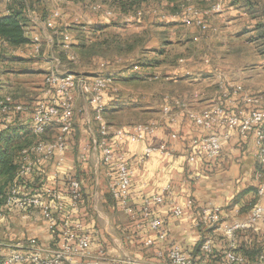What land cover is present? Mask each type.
Wrapping results in <instances>:
<instances>
[{
  "label": "crops",
  "instance_id": "crops-1",
  "mask_svg": "<svg viewBox=\"0 0 264 264\" xmlns=\"http://www.w3.org/2000/svg\"><path fill=\"white\" fill-rule=\"evenodd\" d=\"M51 1L53 3L55 0ZM9 4L10 0H4L0 15L9 12ZM27 4L30 5L28 1ZM224 4L227 8L217 16L218 21L223 17V21L231 23L248 16L244 10L231 5V0H225ZM27 8L30 17L32 11L29 6ZM42 20L37 25L41 28L40 34H34L40 38L39 50L35 49V36L20 46H12L0 36V96H11L14 107L21 105L22 108L15 111V120L25 123L31 122L37 104L50 97L46 78L36 92L25 90V93L16 96L21 86L17 85L19 90H14L15 83L10 82L8 79L11 78L7 76L32 69L44 70L47 75L49 70L57 67V59L61 62L60 67L65 69L60 50H67L71 57L78 59V53L72 46L76 42L72 28L74 24L55 22L49 29ZM166 23L170 25V22ZM76 24L87 22L77 21ZM144 55L149 59L155 56L142 54L141 58ZM120 59H124V63L133 60L131 55L116 60ZM217 59H221V56L209 53L202 58L201 70H185V64L192 60V55H181L175 67L164 76L159 71H150L159 69L161 65L141 68L139 74L130 76L131 64L118 68L117 61L113 63L103 59L101 65L104 68L98 72L78 73L65 69L78 75L91 77L104 74L113 79L111 88L115 94L109 92L105 95V118L111 129L107 142L115 154L125 156L130 166L132 175L127 206L132 212H128L113 196L110 182L115 168L105 161L100 145L103 135L93 107L87 97L78 92L75 135L68 136L62 154H55L49 160H39L38 174L32 176L29 185V190L33 192L39 189L47 199L45 191L48 187L58 188L67 194L64 180L67 175L80 179L85 188V200L74 205L72 197L65 195V207L55 210L56 233L58 235L66 227L75 228L76 224L81 223L82 229L95 236V240L89 255L66 258L63 264H74L81 259H96L102 264H173L166 256L171 244H178L188 250L194 258V264H225L202 259L198 245L206 237L216 235H219L215 240L220 245L225 233L222 226L210 230L207 226L196 224L197 211L204 206L220 207L226 225L247 219L256 205L264 208V197L258 195V185L264 180V172L262 178H258L261 170L257 159L256 136L251 134L247 138L241 137L227 125L223 116L218 117L211 128L199 126L190 113H199L216 105L225 108L227 113L263 107L264 87L252 84L249 73L255 70H214L213 62ZM29 62L40 63L45 67H17ZM152 78H159L163 84L161 89L148 92L144 83ZM197 82L198 85H195ZM238 86H242V90H238ZM254 94H259L258 104L254 102L258 97ZM166 106L171 107L170 116L165 113ZM138 122H156L157 127L141 141L120 139L115 135L117 128L134 126ZM209 134L220 136V155L206 160L199 155L191 160V141ZM41 137L53 140L56 134L50 136L45 132ZM148 147H154V150L146 155ZM158 195L164 196L162 202L155 200ZM190 200H193V206H189ZM177 206L183 208L182 214L175 213ZM154 217L162 221V228L167 234L163 240L150 226ZM251 225L264 240V221ZM150 238L153 243L148 244ZM38 246L45 252L57 248L54 234L49 230L48 221L39 208L26 213L11 211L0 217V254L13 249L26 252Z\"/></svg>",
  "mask_w": 264,
  "mask_h": 264
},
{
  "label": "built area",
  "instance_id": "built-area-1",
  "mask_svg": "<svg viewBox=\"0 0 264 264\" xmlns=\"http://www.w3.org/2000/svg\"><path fill=\"white\" fill-rule=\"evenodd\" d=\"M57 3L65 0H55ZM196 0H187L182 7V11L178 15L169 14L167 18L174 20L179 16L185 24L196 22L202 32L217 31L203 18L198 17ZM224 10V0H215L211 2L205 13L216 14ZM60 10L54 9L45 21V25L53 27L55 20L60 17ZM107 16L115 15L112 10L105 12ZM136 16L141 18L144 15V9L139 8ZM35 49L41 47L39 36L34 38ZM68 46V45H65ZM74 59V56H72ZM60 60L57 59V67L49 70L46 75L47 94H50L47 100H42L33 110L30 127L32 132L39 138L30 146L23 148L20 152V163L16 174V180L6 186L4 192L0 193V217L18 211L26 213L31 209L39 208L42 215L48 221L49 230L54 234L57 248L45 252L39 246L30 251L10 250L6 254H0V264H63L66 258L72 256H82L90 254L91 234L82 229L81 223L76 227H66L63 231L56 233L57 221L54 216L55 210H61L65 207V195L72 197L74 205L76 200L81 196V183L78 179L71 175H67L69 180L70 192H62L58 188L48 187L43 193H33L29 190L26 181L31 180L35 171L38 169L39 160H49L55 154H62L67 145V138L73 131L74 113L76 104V94L82 93L87 97L95 112V119L99 122L100 133L103 139L100 142L105 156V161L111 163L115 168V174L111 179L110 188L115 199L123 204L128 212L132 209L127 206V199L130 196L131 187V169L123 154H115L108 145L107 138L111 132L110 126L104 116L106 103L104 100V92L112 85V77L104 74L95 76L78 75L71 71L60 67ZM242 90V86L237 87ZM257 104L259 101L254 100ZM14 101L11 96H0V131L8 129L15 122V111H19L22 107L17 105L14 107ZM260 105V104H259ZM165 113L170 116L171 107H165ZM191 118L199 126L211 128L214 126L217 118L223 116L227 125L235 129L241 137L247 138L254 134L257 142V159L259 164L264 168V106H257L251 109H239L235 112L227 113L225 108L220 105L212 106L201 110L199 113H190ZM55 125L58 127V133L53 140H45L41 136L46 132L47 128ZM157 127L156 122H141L130 127H121L115 130V135L120 139L128 138L133 141H141L150 133H153ZM154 147L146 148V155H149ZM191 156L194 160L199 155L205 159H214L218 157L222 151V143L218 134H209L207 136L196 137L191 141ZM61 156V155H59ZM263 171L258 172V178H262ZM18 181L20 183H18ZM258 195L264 197V180L258 185ZM163 195H158L155 200L162 202ZM193 200L189 201V206H193ZM183 208L177 206L176 214H182ZM223 212L220 207L204 206L197 211L196 224L207 227L222 226L224 233L232 239L230 250L227 254L230 264H241L244 258L235 254L232 250L236 243L233 240L239 230L246 229L251 224L264 221V208L256 205L250 216L245 220H236L231 224L224 225ZM150 226L158 233L159 239L167 237L166 232L162 228L160 218H152ZM56 233V234H55ZM148 244L153 243L150 238ZM202 249L205 252L212 250V239L208 237ZM168 257L173 264H194V258L191 253L182 248L178 244H172ZM74 264H102L96 259H81ZM104 264V263H103ZM111 264V262H105ZM264 264V260H263Z\"/></svg>",
  "mask_w": 264,
  "mask_h": 264
},
{
  "label": "rangeland",
  "instance_id": "rangeland-1",
  "mask_svg": "<svg viewBox=\"0 0 264 264\" xmlns=\"http://www.w3.org/2000/svg\"><path fill=\"white\" fill-rule=\"evenodd\" d=\"M29 2L33 4L32 7L30 6L32 12L30 17H28L29 23L27 29L30 32V37L35 36L34 34L39 35L41 28L37 27V25L41 23L43 17H45V19L42 20V23L44 22L45 25V20L49 17L48 12L51 13L52 10L58 9L61 12L60 19L57 18L55 20V22L58 23H71L74 24V26H77V21L87 22V24L109 23L111 25L107 29L106 34L119 32L122 36H132L136 33H142L144 35L143 50L147 48L146 51H150L153 47H158L161 40L165 37L172 42L168 47L169 57L167 58V62L166 64H162L159 69L150 70L153 72L159 71L162 76H164L166 72H169L172 67H175L176 60L181 55L187 56L189 53L192 55V60L189 63L186 62L188 64H185V70H201L203 63L202 58L212 53L215 56H221V59H217L213 62L214 70H255L249 73V76L252 77L253 80L252 84H256V86L262 85L264 87V46L258 39L253 40L257 38L254 37L257 36V33L252 31V25L244 19H238L228 23V20L223 21V17H221L219 19L220 21H218V19H216L217 16L223 12L216 14L205 13L210 3L195 1L198 17L205 19L212 28H217V31L202 32L196 22L183 24L180 16L175 19L177 21H172L166 17V15L175 14L178 11L179 15L182 7L187 3V0H180L178 7H176V4L170 5L164 0H150L144 6L139 7L144 9V15L141 18L137 17L135 14L139 8L132 11L130 14L120 15L115 5L111 2H103L101 0H65L59 3L56 1L52 3L51 0H29ZM3 3L4 0H0V13L2 12L1 9H3ZM173 6L174 10L172 8ZM224 8H227V6ZM107 10L114 11L115 15L106 17L104 13ZM166 22H170V25L168 26ZM116 24L119 25L116 26ZM48 28L51 29L50 27ZM237 34L239 35L237 36ZM189 37L190 39H188ZM24 52H26L25 49ZM142 54V51L138 50L131 54L133 60L130 62L124 63V59H115L114 62L116 63L117 61L116 67L121 68L125 64L129 65L136 62L135 59L141 58ZM147 55L153 57L155 54L150 51L147 52ZM102 62V59L95 58L89 61V63L78 65L75 67V71L78 73L98 72L104 68L101 65ZM20 66H31V68L45 67L43 64L41 66L40 63L34 62L25 63V65H17V67ZM65 69H68L66 65ZM7 78H11L12 80H8L15 83L14 90H19L17 85L21 86V90L16 95L20 96L23 92H26L25 90H34L36 92L39 86L44 84L43 82L46 78V74L44 70L32 69L13 72L9 74ZM162 84L163 81L161 82L159 78H152L149 82L144 83V87L148 92H151L161 89ZM195 85H198V82L195 83ZM254 95L257 97L259 94ZM254 100L259 101V96ZM30 132L34 135L31 127ZM46 133L57 134L58 127L52 125L47 128ZM3 183L4 181L0 180V186Z\"/></svg>",
  "mask_w": 264,
  "mask_h": 264
},
{
  "label": "trees",
  "instance_id": "trees-1",
  "mask_svg": "<svg viewBox=\"0 0 264 264\" xmlns=\"http://www.w3.org/2000/svg\"><path fill=\"white\" fill-rule=\"evenodd\" d=\"M27 1L29 2V0H10L9 12L7 14L0 15V36L12 46H20L30 42V36L27 29L29 23L27 7L29 6V8H31L33 4H30L29 2L30 5H28ZM101 1L111 2L116 6V8H118L120 15H126L130 14L137 8L144 6L150 0ZM164 1H167L169 4H176V7H178L180 0ZM197 1L211 3L213 0ZM231 5H234L236 8L241 9L242 11L244 10V12L248 15L244 18V20L250 23L252 25L251 27H253L252 31L257 33V36H254L257 38L253 40L258 39L264 46V0H231ZM172 8L174 10V6ZM110 25L111 24L95 23L78 24L77 26H73L72 28L75 32L76 42H74L72 46L78 53V59H73L67 50H60V58L63 64L66 65L69 70H75V67L78 65L89 63V61H92L95 58L110 60L113 62L114 59L119 57H127L138 50H141L143 54H147V52L150 51L154 53L155 56L151 59H149L146 55H144L142 58L135 59L136 62L132 63L129 68L132 69L129 70V75L132 76L139 74L141 68L158 67L167 62V58L169 57L168 47L170 44H172V42L167 40L165 37L161 40V43L158 47H153L150 51H146L147 48L143 50L144 35L142 33H136L132 36H122L119 32L106 34V31ZM118 25L119 24H116V26ZM238 35L239 34H237V36ZM180 80L181 79H179V81ZM109 92L115 94V91L110 87L104 92V100L106 93L108 94ZM106 112L107 111L105 108L104 116ZM75 132L76 125L74 113V126L70 135H75ZM32 135L33 134L30 132V123L17 121V119L8 129L0 131V180L4 181V183L0 186V193L4 192L6 186L16 180L15 177L20 163V151L37 141L36 136ZM49 135L51 136L52 133ZM260 170L264 172V168L261 165ZM35 174H38L37 170L35 171L34 175ZM67 177L68 176L64 177L66 182V192H70L69 180ZM78 180L81 183V196L78 200H76V202H81L85 200L87 193L81 180ZM18 183L20 182L18 181ZM26 183L27 186H29L30 180L26 181ZM40 192L41 191L39 189L33 191V193L36 194ZM214 227L215 226L209 228L212 230ZM254 228L255 227L253 225H250L246 229L239 230L233 239L236 243V246L232 250L236 255L244 258V262L241 264H263L264 240L261 239ZM217 236L219 235L213 237L210 236L212 239V250L210 252H205L202 249V245L207 237L198 245V248L201 251V257L205 260H216L220 261L221 263L230 264L227 254L231 249L230 243L232 239L226 234L222 235V243L218 245L215 240ZM91 237V242L93 243L95 236L91 234ZM171 245L169 246V250L166 253L167 257Z\"/></svg>",
  "mask_w": 264,
  "mask_h": 264
}]
</instances>
